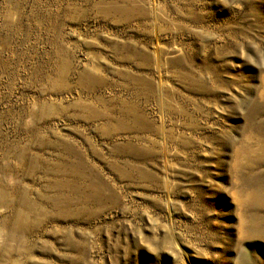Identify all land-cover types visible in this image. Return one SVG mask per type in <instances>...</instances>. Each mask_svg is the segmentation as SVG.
Here are the masks:
<instances>
[{
    "label": "rangeland",
    "instance_id": "rangeland-1",
    "mask_svg": "<svg viewBox=\"0 0 264 264\" xmlns=\"http://www.w3.org/2000/svg\"><path fill=\"white\" fill-rule=\"evenodd\" d=\"M0 264H264V0H0Z\"/></svg>",
    "mask_w": 264,
    "mask_h": 264
}]
</instances>
